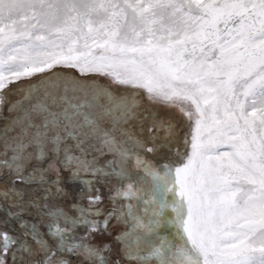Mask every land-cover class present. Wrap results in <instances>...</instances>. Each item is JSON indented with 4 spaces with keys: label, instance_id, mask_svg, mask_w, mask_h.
Returning a JSON list of instances; mask_svg holds the SVG:
<instances>
[{
    "label": "snow or ice",
    "instance_id": "obj_1",
    "mask_svg": "<svg viewBox=\"0 0 264 264\" xmlns=\"http://www.w3.org/2000/svg\"><path fill=\"white\" fill-rule=\"evenodd\" d=\"M5 107L0 264H264V0H0Z\"/></svg>",
    "mask_w": 264,
    "mask_h": 264
},
{
    "label": "rangeland",
    "instance_id": "obj_2",
    "mask_svg": "<svg viewBox=\"0 0 264 264\" xmlns=\"http://www.w3.org/2000/svg\"><path fill=\"white\" fill-rule=\"evenodd\" d=\"M60 71L63 72L65 70L60 69ZM74 74L79 76V73H74ZM41 75H44V74H36V77L33 78V81L35 82L36 80H38V78ZM88 79L89 80H94L97 84H99L101 86L109 87L114 95L126 94L125 88L113 85L110 82L109 78H105V77L97 75V74H91L88 77ZM10 87L15 89L16 85H11ZM57 95L58 96L59 95H63V90L62 89H58L57 90ZM69 95L71 96L72 94L69 93ZM9 98L11 100H16L18 97L13 92V93L10 94ZM101 103H104V101L102 100ZM145 108H148V101H147L146 98L142 99L140 111L143 112ZM53 110H59V109H53ZM160 112H161V115H165L166 114V110H164V109H160ZM146 114L147 113H145V115ZM8 115L9 114L7 112V107H5L4 112H3V117L4 118H0V128L3 127L4 123L6 122V119H7ZM173 118L175 120H177V121L182 123V119L183 118L181 116H179L178 114L175 115ZM148 123H150V120L144 121L145 127L148 125ZM105 126L106 127L109 126L107 122H106ZM124 127L130 129L134 133H138L140 131V121L139 120H132L128 124L124 125ZM68 144L69 145H73L74 141L68 140ZM181 148H183V145H181ZM29 151H31V149ZM93 156L96 157L97 166H100V167H103L108 160L112 159V155L109 154L107 152V150H105L103 154H101L100 152H94V153L90 152V154L88 156V159H92ZM147 158L149 160H153L156 163H160L161 159H162V154H157L155 156H153L152 154H148ZM35 166H37V162L33 161V162H31L30 164L27 165V170L31 171V169L33 167H35ZM41 166H46V164L45 165H41ZM129 171H131V168L129 169ZM56 175L57 174L54 171L53 172H49L47 178L49 180H54L56 178ZM60 178H61V180L63 182V186H64L65 191H66V195L64 196V198L62 200H60V203L62 205H64V207L67 210V209L70 208L71 204L74 201H77L79 199V192L81 191L83 186L79 185L77 183H73L71 181V179H70V174L69 173L61 171ZM133 179L134 180L136 179L135 175H133ZM8 182L9 181H8V177L7 176L0 177V185L7 184ZM119 183L120 182L115 180V179H109L107 181L101 180L100 182H98V183L93 185L94 189H98L99 190V195L102 197V201H103L102 204H101V207H103L106 211L112 207V204L109 201V196L111 194L110 189H112V187L114 185H118ZM125 183H127V181ZM17 186L24 188L25 191H27L30 195L35 196L36 198H39L40 195H43V192H42V190L40 189V187L38 185L34 184V185H27L26 186V185L18 184ZM141 186L143 187V189L145 191H148L151 188V182L150 181L142 182ZM93 194H96V193L94 192ZM80 202L86 204L87 203V196L85 195L83 200L80 201ZM41 203H43V201H41ZM30 215H32V216L35 215V210L34 209L31 211ZM2 217H3V212L0 211V218H2ZM113 225H115V226L110 229L113 232V234L121 232V231L124 230V226L123 225H117L115 221H113ZM78 231L82 233L83 229H78ZM160 231H161V235L162 236H168L169 235V231H170V226L165 225ZM10 263H11V261H9V264Z\"/></svg>",
    "mask_w": 264,
    "mask_h": 264
},
{
    "label": "trees",
    "instance_id": "obj_3",
    "mask_svg": "<svg viewBox=\"0 0 264 264\" xmlns=\"http://www.w3.org/2000/svg\"><path fill=\"white\" fill-rule=\"evenodd\" d=\"M99 240H100V238L99 237H97V242H99ZM11 264V263H10Z\"/></svg>",
    "mask_w": 264,
    "mask_h": 264
}]
</instances>
